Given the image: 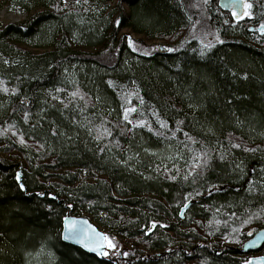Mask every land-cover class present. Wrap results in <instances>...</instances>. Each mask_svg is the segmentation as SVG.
<instances>
[{"label":"trees","instance_id":"obj_1","mask_svg":"<svg viewBox=\"0 0 264 264\" xmlns=\"http://www.w3.org/2000/svg\"><path fill=\"white\" fill-rule=\"evenodd\" d=\"M246 2L255 33L219 0H0L25 15L0 25V264L247 263L264 229V0ZM67 214L125 243L102 259L66 245Z\"/></svg>","mask_w":264,"mask_h":264},{"label":"snow or ice","instance_id":"obj_2","mask_svg":"<svg viewBox=\"0 0 264 264\" xmlns=\"http://www.w3.org/2000/svg\"><path fill=\"white\" fill-rule=\"evenodd\" d=\"M77 3H79V0H77ZM230 6L233 9V13H232L233 16L237 17L238 19L243 18V16H246V15L247 16L251 15V13L248 11H245L243 13L236 11V8L238 6H243L245 9H250L252 7V5L250 3H247L246 0H232V3ZM261 31L264 32V25L261 26ZM127 39L129 41V45L132 46L133 49L135 50V42L132 41L131 37H128ZM216 39L219 41L220 40L219 36H217ZM220 42H222V41H220ZM205 47L210 48L211 44H207V45H205ZM168 51H174V49H168ZM73 95H76V94L73 93ZM140 102L143 103V100L141 99ZM135 111H136V109L134 107L126 108L125 113H124V119L126 121H128L129 123H132V121L129 120V113H133ZM157 119H158V122L160 123V126L162 128H168V124L166 121L160 120L158 116H157ZM180 123H182V121L178 122V124H180ZM140 124L145 125L146 122L141 121ZM177 130H180V129H177ZM89 131H91V129ZM105 135L111 136V130L104 127L103 125H101L99 127V129L97 130V134L95 136V139L97 141H100L104 138ZM173 135H175V132H173ZM184 135L186 137H188L189 140H192L193 143H195L193 138L190 137L188 133H184ZM236 147H240V145H236ZM103 150L104 149L102 148L101 151H103ZM193 159H194V161L197 160L196 157H194ZM205 163H206V161H205ZM196 166L199 167V164L197 163ZM174 178L175 177H173V179ZM185 178H187V177H185ZM17 180H20V174L17 175ZM20 187L24 188L23 183L20 184ZM250 220H251V217H249L248 220H245L244 223L247 224V223H249ZM65 225H66V231L64 233L65 239H75L78 243H81L86 248H90V250H92V251L102 250L103 249V241L109 239L108 237L104 236L103 234L97 233L95 231V229H92L90 226H87L86 221L68 220L66 218L65 219ZM233 231H238V230L233 229ZM248 235L252 236L253 233L249 232ZM261 239H264V233H261L260 235H258L256 241H251L249 246H251V244L256 243L257 241H259ZM110 246L114 247V245H111V244H110ZM100 254L105 255L106 253H104L103 251H100ZM247 264H252V262L249 261V262H247Z\"/></svg>","mask_w":264,"mask_h":264},{"label":"water","instance_id":"obj_3","mask_svg":"<svg viewBox=\"0 0 264 264\" xmlns=\"http://www.w3.org/2000/svg\"><path fill=\"white\" fill-rule=\"evenodd\" d=\"M230 3H232V0H220L219 1V5L220 7L225 10L228 11L231 6ZM162 54L167 53L166 51V47L163 45H158L156 47ZM20 174V182L22 181V175L21 172H19ZM24 189V188H23ZM195 200H190L188 202V204L186 206H184L182 208V212L180 214V218L183 220L185 219V214L188 211V209L191 207L192 204H194ZM68 220H77V221H86L87 222V226H90L92 229H95V231L97 233L103 234L104 236H106V234L104 232H102L95 224H93L89 219H87L86 217H76L70 214H67L64 219H63V223H62V232H61V240L63 243H65L66 245L75 247L80 249L81 251L85 252L86 254H89L91 256H95L97 258H105V255H101L100 251H103L104 253H107L108 251V246H107V240L103 241V249L102 250H97V251H92L90 250V248H86L84 247L81 243H78L75 239H65L64 238V233L66 231V225H65V219ZM152 232V228H150V230L148 231L147 234H150ZM261 233H264V229L263 230H259L255 233V235L248 240L247 242H245L242 246L241 249H239L240 253L243 255H248L251 251H260L264 249V239H261L259 241H257L256 243L251 244V246H249L251 241H256L257 236L260 235ZM259 253V252H258ZM254 254V253H253ZM251 261L252 264H264V254L259 256V257H255V256H251L250 259L248 260V262Z\"/></svg>","mask_w":264,"mask_h":264},{"label":"rangeland","instance_id":"obj_4","mask_svg":"<svg viewBox=\"0 0 264 264\" xmlns=\"http://www.w3.org/2000/svg\"><path fill=\"white\" fill-rule=\"evenodd\" d=\"M66 1H68V0H66ZM24 18H25V15L22 14L19 10H12L8 6L0 4V25H6V24H11V23H19ZM123 33L125 35H130L132 38H139V36H137L136 34L132 33L130 30H124ZM201 39H204V38L202 37ZM205 39H206L207 42H212L214 40V38H211V37L210 38H205ZM206 41H205V43H207ZM158 43H162V42L161 41L160 42L156 41V42H153L151 44L154 45V44H158ZM83 217H86L87 219H89L92 223H94L107 236V233H108L107 229H105L104 227H102V226L98 225L97 223H95L90 216L84 215ZM122 243H125V241L121 240V238H114V239H108L107 240L108 249H111V250L118 249V247L121 246ZM110 244L114 245V247L110 246ZM147 254L152 255V254H155V253L147 252ZM157 254H158V252H157ZM35 255L36 254H34V255H32L30 257V262L32 264H35V262L33 260ZM38 261L39 260H36V262H38Z\"/></svg>","mask_w":264,"mask_h":264},{"label":"bare ground","instance_id":"obj_5","mask_svg":"<svg viewBox=\"0 0 264 264\" xmlns=\"http://www.w3.org/2000/svg\"><path fill=\"white\" fill-rule=\"evenodd\" d=\"M220 1V0H219ZM230 5H231V3H230ZM219 7H220V5H219ZM220 9H221V11H223V12H225V13H233V9L232 8H230L228 11H225V10H223L221 7H220ZM236 11L237 12H240V13H243V12H245V11H248V12H250V10L249 9H245L243 6H238L237 8H236ZM250 13H252V12H250ZM232 16H233V14H232ZM233 18H234V23H235V25H236V27H239V26H247L248 27V29H249V31L250 32H252V33H255L254 31H255V28L254 27H251V26H249V25H247L248 24V21L249 20H251L252 18H253V15L251 14L250 16H243V18H240V19H238L237 17H235V16H233ZM196 27L200 30V31H202V33L204 32V31H210V32H207L206 31V34L209 36V37H211V38H214V40H213V42H217V44H225V43H227V40H225L221 35H219L218 33V31L217 30H215L214 28H208L207 29V27L203 24V25H201V24H199L198 23V25H196ZM260 31H261V28H260ZM218 32V33H217ZM217 36H219V38H220V40L218 41L217 39H216V37ZM127 37H131L130 35H127ZM131 39H134V38H132L131 37ZM220 41H222V42H220ZM158 45H163V46H165L166 47V51H167V53H165V54H162L156 47L158 46ZM155 50H157V51H159V53L161 54V55H166V54H169V53H173L174 51H175V47H169V46H167V45H165L164 43H158V44H155V48H154ZM168 49H174V51H168ZM188 204V202L185 204V206ZM182 210V209H181ZM180 210V212H179V219L181 220V221H184V219L182 220L181 218H180V214H181V211ZM187 213V212H186ZM152 226H154V223H152L151 225H150V227H152ZM263 230V229H262ZM255 233L256 232H254L253 233V235L252 236H250L245 242H247L248 240H250L254 235H255ZM111 249H109L108 250V252L109 253H111ZM263 250H260V251H251L249 254H256V256L255 257H259V256H261L262 254H263V252H262ZM258 252H262V253H259L258 254Z\"/></svg>","mask_w":264,"mask_h":264}]
</instances>
